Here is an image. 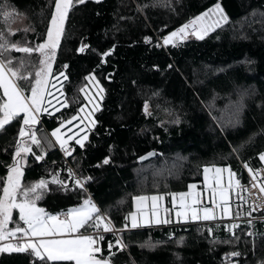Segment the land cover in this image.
I'll return each instance as SVG.
<instances>
[{
  "label": "trees",
  "instance_id": "obj_1",
  "mask_svg": "<svg viewBox=\"0 0 264 264\" xmlns=\"http://www.w3.org/2000/svg\"><path fill=\"white\" fill-rule=\"evenodd\" d=\"M217 3L227 22L203 39L192 33L167 50L158 46V38ZM54 5L55 0H0V43L7 42V50L0 48L1 60L11 59L14 69L23 61V71L38 70V54L11 45L42 43ZM18 18L23 23L13 29ZM57 76L67 106L37 114L32 128L41 147H31L43 159L30 153L22 166V185L48 181L38 207L60 215L90 198L126 245L122 251L112 249L113 264H264V220L236 227L124 228L136 196L184 192L201 184L206 166L231 168L233 182L241 184L246 182L245 163L253 170L264 167L259 158L264 153V0H72L52 62L50 78ZM90 79L102 89L96 111L83 94ZM17 83L25 95L31 94L30 82ZM0 97L4 99L1 89ZM85 105L92 109L94 125L83 147L70 142L72 151L64 157L51 132ZM21 127L27 130L23 115L0 129V178L13 164ZM152 150L154 159L137 163ZM54 177L63 186L52 182ZM77 179L85 186H78ZM104 237L98 258H108L107 242L117 239L114 234ZM0 264L42 262L25 252L2 251Z\"/></svg>",
  "mask_w": 264,
  "mask_h": 264
},
{
  "label": "snow or ice",
  "instance_id": "obj_2",
  "mask_svg": "<svg viewBox=\"0 0 264 264\" xmlns=\"http://www.w3.org/2000/svg\"><path fill=\"white\" fill-rule=\"evenodd\" d=\"M77 3L83 4L85 0H76ZM72 4V0H55V11L51 15L50 26L46 30V38L42 43L36 44L34 47H18L16 44H12L11 47L19 52L27 54L36 53L40 57L37 61V68L34 73L23 71L24 62H20V66L17 68L11 67L12 60L8 59L6 62L0 60V89H3V99L0 97V129L9 124L12 120L19 117L21 113L23 116V125L19 130V139L16 143L15 154L13 157V164L8 166V174L5 178H0V242L5 240H16L18 243H7L3 247H0L2 251H17V252H30L38 258L42 264H48V262H74V264H111V258L116 255L112 252L114 247L118 248V251H122L126 245L122 240L117 238L115 243L112 241L107 242V249L109 252L108 258H98L97 254L102 253L101 242L105 240L102 232H112L113 225L110 219H107L104 215L100 214V210L89 199H85L83 205L78 208L69 209L64 219H60L57 215L48 214L43 208L37 206V201L42 198L43 191L47 188L48 181L41 179L40 181L31 185L24 186L21 183V177L23 175L22 166L23 161L28 154L32 153V145L41 147V140L37 138L36 132L32 126L38 123L37 115L41 111H46L42 105L45 101V91L49 83V76L52 72V61L56 55V50L60 43V39L63 32V23L67 15V11ZM219 14L220 19L227 22V17L223 15V10L217 3L214 8L208 9L201 16L195 18L190 24H195L197 21L209 16L210 14ZM5 16L11 15V13H3ZM190 24L183 25L177 31L172 32L170 35L163 37V45L174 44V38H183L181 34L185 33V30L190 27ZM219 21H217V26ZM197 35L198 39H203L206 31L200 33L193 32ZM4 34L0 32V40H3ZM146 42H150L149 38H146ZM6 41L0 43V48L6 49ZM161 46V45H158ZM83 46L79 51H84ZM111 53H102L101 56H107ZM0 55H3L0 53ZM65 68L67 65L64 66ZM63 75V73H61ZM67 77H65L66 79ZM88 79V78H86ZM24 80L31 83L30 95H25V89L21 88L17 81ZM34 81V83L32 82ZM63 106H67L65 103ZM147 109V105L145 106ZM72 119H76L73 117ZM71 123V121H68ZM63 126V124L61 125ZM59 128L54 130L51 135L56 138L60 143V147L65 151V155H70V152L65 148L66 140H62L57 133ZM27 137V139H24ZM68 139H71L69 137ZM87 139V137H84ZM31 141V144L28 141ZM76 143L83 147V143L80 139L76 140ZM235 150V149H234ZM152 155V153H149ZM36 160H42L43 155H35ZM261 161H264V153L259 154ZM104 164H108V158L103 161ZM99 166V165H98ZM244 167L248 170L252 180L260 183L258 173L248 166L247 163ZM216 173L215 184L213 187L212 198L215 200L217 189L220 190L221 200L227 205V189H240L246 190L241 186V181L233 179L236 177V173L232 172L231 168H220L212 166V168L204 167L203 172L207 174L209 171ZM223 172L229 173V181L227 189L220 187V174ZM69 175H74L69 171ZM207 180V175H205ZM52 182H59L63 186L62 181H57L53 178ZM75 183L83 187L81 181L77 179ZM256 186V185H253ZM189 189H193L195 185H189ZM241 191H237V198L244 200ZM261 191L264 192V185L261 186ZM173 202H175L177 195L179 196L180 210L176 211L177 217H183L185 221L191 219L193 221L215 220L213 208L203 207L199 208L196 205L201 203L199 193L193 194L191 191L187 193H173ZM193 196L191 203L186 202V198ZM134 199L138 204L148 200L147 196H136ZM152 215L156 217L154 223L156 224H168L171 223V219H161L157 213V201L163 200V196H152ZM175 206V203H174ZM18 210L19 221L16 223L15 228H9L10 222H13V210ZM224 212L227 213V207H224ZM253 211L256 209L253 208ZM168 210L165 209V212ZM202 213V214H201ZM251 215V213H249ZM127 219V217L125 218ZM153 221L146 220L145 223H152ZM179 222V221H177ZM141 225L137 222L135 215L132 216L131 227L136 228ZM128 225L125 224L124 228ZM236 227V225H233ZM88 228H92L95 231L92 234H84L82 229L87 231ZM122 230V229H121ZM209 231H211L209 229ZM35 238V239H34ZM233 256H238L239 253H232Z\"/></svg>",
  "mask_w": 264,
  "mask_h": 264
},
{
  "label": "crops",
  "instance_id": "obj_3",
  "mask_svg": "<svg viewBox=\"0 0 264 264\" xmlns=\"http://www.w3.org/2000/svg\"><path fill=\"white\" fill-rule=\"evenodd\" d=\"M86 107L87 106H83V107L80 108V114L75 116L76 119H70L69 120V121H71V123H69L67 121L66 123L63 124V126L59 127L60 131H59V133H57V135L60 136L62 140H66L67 141V143L65 144V147L68 146L70 144V142L76 143L77 139H80L82 141V143L85 142L86 139H84V137H87L89 130L86 131V133L83 132V133L79 134L80 131L79 130L75 131V129L80 126L81 122L78 121V120H79V117H80V120H81V116L86 113L85 112V109L87 110ZM92 117H93V115H92ZM93 125H94V122H93ZM65 127H69V128L67 130H65L64 132H61L62 129L65 128ZM67 132H68L69 135H67L65 137L64 134L67 133ZM51 137L53 138V140H54L55 144L57 145V147H60V143L56 140V138L53 137L52 135H51ZM69 137H71V139H68ZM77 145H79V144H77ZM205 175H207V180L205 179ZM226 176L229 177V173L228 172L227 173L223 172V173L220 174V187L224 186L225 181H226ZM215 177H216V173L214 172V170L213 171H209L207 174H205L203 172L202 173L201 184L195 185V187L193 189H191V190H194V189H197V188H201V187H213V186L216 187ZM229 179H230V177H229ZM191 190L188 188L186 191L179 192V193H186L187 191H191ZM179 193H176V194H179ZM226 195H227L228 203H227V205H225L224 202H223L222 216L226 220H231V219L234 218V216H236L234 214L235 213L234 212L235 208L231 204V196H230V194L228 192H226ZM152 196H154V195L147 196V197H149V199L144 201L141 204H138V202L135 199H133V211L131 213H129V215L127 217V225H128L127 230H142V229H151V228H167V227H172V226H186V225H192V224H203V223L207 222V221H204V220L193 221L191 219H188L187 221H185L183 217H177L175 213H176V211L180 210L179 196L177 195L175 202H173V196L172 195H170V194H161V195H155V196H163V200H158L156 202L157 203L158 216L161 219H171L172 222L168 223V224H164V223L156 224V223H154L156 217L152 215V201L150 199ZM192 198H193V196L187 197L186 198V202L190 204L191 201H192ZM174 203H175V206H174ZM196 207L203 208L201 203L199 205H196ZM224 207H227V209H228L227 213L224 212V210H223ZM165 209H167L168 211L165 212ZM61 215L62 214L57 215V216H59L60 219H63V217ZM133 215H135V217L137 219V222L141 225L140 227H136V228H132L131 227V222H132V216ZM146 220L153 221V222L152 223H145ZM177 221H179V222H177ZM71 263L74 264V262H71ZM111 264H113V263L111 262Z\"/></svg>",
  "mask_w": 264,
  "mask_h": 264
},
{
  "label": "built area",
  "instance_id": "obj_4",
  "mask_svg": "<svg viewBox=\"0 0 264 264\" xmlns=\"http://www.w3.org/2000/svg\"><path fill=\"white\" fill-rule=\"evenodd\" d=\"M191 21H193V20H190V21L184 23L183 25L190 24ZM183 25L179 26L178 28H176L172 32L177 31ZM196 29H197L196 24H194V25L190 24V27L185 30L184 34H181V35L184 38V36L186 34H192L194 31H196ZM172 32H170L169 34H167L165 36L170 35ZM183 38H180L179 36L174 38V43L182 40ZM157 41H158V45H161L160 47L164 50H167L168 47L173 45V44L163 45V37L158 38ZM58 149L60 150V152L62 153V155L64 157L67 156V155H65L64 150H62L60 147H58ZM66 149L69 152L72 151V147H70V146H67ZM241 167H242L243 173L246 176V182L241 184V186L243 189H246V190L241 191L240 189H236L235 187H233L232 189H227V185H228V181H229L228 176H226L225 184L222 187L224 189H227V192L231 196L232 206L235 209H237L239 212V215L234 216V218L231 220H226L222 216L223 201L221 200V197H220L219 188L217 189L214 202H213V198H212V190H213V187H215V186H213V187H201V188L191 190V193L193 194V196L195 194L199 193L202 206L213 208L214 215L216 216L215 220L207 221L203 224H235V223H243V222H250V221H256V220H264V192L261 191V186L264 185V167H259L257 169H254V171L258 173L260 183H257V181L252 180L248 170L243 166H241ZM80 181H81V184L83 186H85V183L82 180H80ZM253 185H256V186H253ZM237 191H241V194L244 197L243 201L237 198V195H236ZM187 192H189V191H187ZM171 194H173V193H170V195ZM253 208H255L256 210L253 211L252 210ZM249 213H251V215H249ZM63 214H65V213H63ZM63 214L61 216L64 219L65 216ZM192 225H194V224H192ZM186 226H189V225H186ZM93 232H90L87 234H92ZM119 232L120 231L113 229L112 232H106V233L102 232L101 234L103 236H106L107 234H114L116 236V238H118ZM9 242L14 243V244L18 243V241H16V240L9 239V240H5V241L0 242V247H3L5 244H7ZM124 249H125V247H124ZM25 254H30V252H25Z\"/></svg>",
  "mask_w": 264,
  "mask_h": 264
},
{
  "label": "rangeland",
  "instance_id": "obj_5",
  "mask_svg": "<svg viewBox=\"0 0 264 264\" xmlns=\"http://www.w3.org/2000/svg\"><path fill=\"white\" fill-rule=\"evenodd\" d=\"M93 1H101V0H93ZM54 11H55V5H54ZM67 13H68V11H67ZM223 15L226 16L224 14V12H223ZM65 20H66V17L64 19L63 28H64ZM217 21H219L218 26H217ZM224 22H225L224 20L220 19L219 14H215V13L210 14L209 16L204 17L203 19H201L195 23L196 28H197L195 32L200 33L202 31H206V34H208L211 31H213L214 29H216L219 26H221L222 24H224ZM22 23H23V18H18L13 25V29H16L17 27L21 26ZM49 26H50V23H49ZM62 82H63L62 77H60V76L54 77L52 79L49 76V83H48L46 91H45V101H44V104L42 105L43 108L47 109L46 111H43L44 113H52L53 114L54 112H56L57 110H59L63 106V104H64L63 103V93L61 90ZM85 90L86 91L83 92V94L85 93V98L88 101V104L90 105V107L92 109H95L94 111H96L100 106V100L102 97V89H101L99 83L90 79L89 86H87L85 88ZM1 91H2V95H3V89H1ZM4 99H6V97H4ZM86 108H87V110L85 109L86 113L81 116V120L79 117L78 121L81 122L80 126L75 129V131H77V130L80 131L79 134H81L83 132L86 133V131L89 130V128L93 125V122H94V118L92 117L93 113L91 111L92 109H90L88 106ZM40 113H42V111ZM40 113H38V114H40ZM21 115L24 116L23 113H21L20 116ZM68 128L69 127H65L64 129H62L61 132H64ZM68 132L64 134L65 137L67 135H69ZM23 164H24V162H23ZM12 216H13V221H14L15 225L12 226L11 225L12 222H10L8 225L9 228H15L16 223L22 224V222L19 221L18 210L14 209ZM237 224H239V223L231 224V227H233V225H237Z\"/></svg>",
  "mask_w": 264,
  "mask_h": 264
},
{
  "label": "water",
  "instance_id": "obj_6",
  "mask_svg": "<svg viewBox=\"0 0 264 264\" xmlns=\"http://www.w3.org/2000/svg\"><path fill=\"white\" fill-rule=\"evenodd\" d=\"M149 153H152V155H149ZM156 156H157V152H155L153 150L149 151V152L145 153L144 155L138 157L137 158V163H139V164L145 163V162H147L149 160L154 159Z\"/></svg>",
  "mask_w": 264,
  "mask_h": 264
},
{
  "label": "bare ground",
  "instance_id": "obj_7",
  "mask_svg": "<svg viewBox=\"0 0 264 264\" xmlns=\"http://www.w3.org/2000/svg\"><path fill=\"white\" fill-rule=\"evenodd\" d=\"M248 223V222H247ZM253 223V222H252ZM243 224V223H242ZM245 224V223H244Z\"/></svg>",
  "mask_w": 264,
  "mask_h": 264
}]
</instances>
